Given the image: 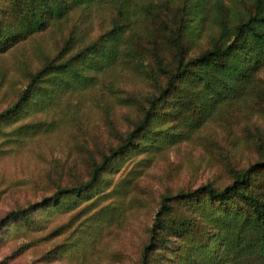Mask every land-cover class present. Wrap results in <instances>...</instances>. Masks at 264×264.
<instances>
[{
	"label": "trees",
	"instance_id": "trees-1",
	"mask_svg": "<svg viewBox=\"0 0 264 264\" xmlns=\"http://www.w3.org/2000/svg\"><path fill=\"white\" fill-rule=\"evenodd\" d=\"M96 5L110 10L109 27L84 42L73 32L36 69L24 68L17 98L0 111V130L29 102L48 110L117 65L148 85L142 94L117 96L139 113L117 131V143L81 157L85 179L8 210L0 232L8 225L40 229L38 210L90 194L134 155L150 159L188 139L219 106L242 98L264 65V0H0V54ZM227 172L222 185L209 179L161 193L138 264H264V138L256 158L228 164Z\"/></svg>",
	"mask_w": 264,
	"mask_h": 264
},
{
	"label": "rangeland",
	"instance_id": "rangeland-1",
	"mask_svg": "<svg viewBox=\"0 0 264 264\" xmlns=\"http://www.w3.org/2000/svg\"><path fill=\"white\" fill-rule=\"evenodd\" d=\"M110 18L105 6L77 9L61 25L0 54V111L17 98L27 79L24 68L36 69L43 55L56 53L73 32L81 42L96 36L109 27ZM98 80L45 111L29 102L28 111L3 123L0 217L52 193L59 183L85 179L89 168L81 157L89 158L99 144L117 143L118 130L136 118L138 109L117 96L144 93L146 81L121 65ZM38 121L44 123L24 127ZM263 138L264 65L242 98L219 106L188 139L150 159L146 152L134 155L107 172L90 194L38 210L34 217L43 222L40 229L8 225L0 232V264H138L161 193L209 179L222 185L229 180L228 164L247 165ZM124 185L127 192L121 194Z\"/></svg>",
	"mask_w": 264,
	"mask_h": 264
}]
</instances>
